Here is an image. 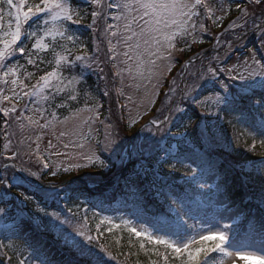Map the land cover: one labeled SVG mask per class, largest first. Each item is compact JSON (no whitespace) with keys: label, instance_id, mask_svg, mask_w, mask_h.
I'll return each instance as SVG.
<instances>
[{"label":"snow or ice","instance_id":"1","mask_svg":"<svg viewBox=\"0 0 264 264\" xmlns=\"http://www.w3.org/2000/svg\"><path fill=\"white\" fill-rule=\"evenodd\" d=\"M235 2L223 0L217 7L216 0H106L104 3L84 0L83 5L79 0H0V104L8 101L11 105L0 107L4 138L8 141L5 149L11 144L8 130L14 124L23 129L27 121L30 126L45 129L57 119L56 110L78 104L82 96L86 102L87 99L95 101L92 107L77 108V114L83 111L93 114L84 118L78 130L60 132V137L76 136L74 143L81 149L79 154L49 151L41 159L37 143L35 149L29 146V155L38 154L43 169H51L50 173L16 167L10 179L7 176L0 179V204L5 206L0 207V214L10 216L6 207L12 203L10 189H22L17 192L22 200L15 199L13 207L23 213L25 202L30 203L36 214L21 216L17 228L23 233L27 223L35 234H54L53 242L59 253V259H54L39 241L30 243L15 234L5 237L20 240L22 246L32 249L19 264H32V261L38 264H112L116 256L100 241L99 225L96 236L87 227L88 209H84L81 222L74 219L79 216V207L76 211L68 207V215H64L61 211H48L47 205L81 202L104 211L106 204L110 207L107 202L116 195L123 197L124 205L131 210L129 215L135 220L119 217L116 223L112 217L104 216L99 224L111 225L108 232H112L113 227H122L151 244L163 246L165 264H169V249L175 254L172 264H211L213 253L230 257L233 251L241 259L253 258L264 264V159L233 162L219 152L231 148L230 141L217 136L215 131L220 122L227 119L230 124L246 128L254 141L260 138V145L264 147V59L257 60L252 55L227 64L233 48L243 47L249 32L257 36L260 48L264 49V0L236 3L241 11L229 26L231 38L221 44V37H216V54L207 65L201 63L195 72L189 71L195 61L181 65L185 77L192 79L190 82L184 80V87L177 84V77L169 83L164 93L168 114L163 120L150 121L160 133V138L151 142L150 150L138 144L136 137L124 141L128 147L118 150L122 147L116 144L120 138V133L115 131L120 127L118 121L115 126L105 125L104 139L97 140L96 147L91 146L90 139V121L99 119L101 107L87 90L90 76L96 75L98 81L107 84L109 74L102 65L110 62L111 76L118 78L121 84L115 89L117 95H123L126 82H130L129 87L138 88L144 80L151 85V96L159 95L164 85L160 66L166 65L165 75L171 73L176 63L173 54L185 51L179 45L190 49L189 40L203 42L197 33L207 30L205 20L210 19L218 25ZM216 11L223 15L216 16ZM89 17L90 23L86 22ZM101 22L105 25L103 30ZM82 29L92 33L91 49L83 38L87 32ZM104 42H107L106 52L102 48ZM200 58L203 61V56ZM6 91L10 94L6 95ZM103 95H110L108 87L103 89ZM149 103L154 104L155 99H150ZM189 106L199 109L200 116H195ZM35 114L38 118H34ZM136 122L137 119H132L130 125ZM168 125L177 130L172 132ZM68 146L64 144L65 148ZM54 147L49 141V150ZM248 150L255 152V144ZM52 155H63L75 162L61 166L52 161ZM18 158V151L5 157L11 161ZM130 163L132 167L128 168ZM3 167L7 172L15 165L4 163ZM112 169L119 170V175L113 173L112 186L101 193V198L88 200L87 197L98 189L102 177ZM74 171L84 174L73 176ZM177 173L182 174L177 176ZM49 174L57 178L67 175L68 178L42 183L43 176ZM209 178L213 179L212 186L208 185ZM205 187H209L227 213L221 214L216 223L225 220L232 223L223 222L222 227L214 231L209 229L210 234H201L199 246L193 247L197 243L195 236L185 238L192 227L188 220L198 211L192 205L190 192ZM242 214L247 220V235L260 241L259 253L235 247ZM146 223L151 224V231L143 227ZM230 239L232 247H225ZM209 240L214 243L206 246ZM140 247L143 249L144 244Z\"/></svg>","mask_w":264,"mask_h":264},{"label":"rangeland","instance_id":"2","mask_svg":"<svg viewBox=\"0 0 264 264\" xmlns=\"http://www.w3.org/2000/svg\"><path fill=\"white\" fill-rule=\"evenodd\" d=\"M219 1H220L219 3L223 2V0H219ZM101 2L104 3L103 0ZM105 2H106V0H105ZM219 3H218V6H219ZM236 3L247 4V0H236V2L233 3V5H235L234 7H232L233 9L237 8ZM227 7H228V5L225 4V8H227ZM215 14H216V16L223 15L219 11H216ZM235 14L238 15L239 12H237ZM227 16H228V14L225 15L224 17H227ZM223 19L221 21H219L218 25L214 24L212 20L208 19V21L210 22L211 25H214V26H216L217 29H220L217 31V34H215V37L211 36L209 30L207 29L205 32H199L198 31V33H197L198 37L202 38L203 42L192 43L190 40L191 43H189V44L192 45L195 49H197V52H196L195 58L193 57V61H195V63L192 65V67L189 69V71H191V72L197 71L201 67V63H203L204 65H207L208 60L213 55L216 54V52L214 51V49H216V46H217L216 37H221V41H220L221 44H224V42L226 40L231 38L230 36H228V33L230 31H232V29H230V27L225 28V26H222ZM230 25H228V26H230ZM104 27H105V25L103 24V22H101V30H103ZM223 28H225V29H223ZM236 31H239V30L236 29ZM252 34H254V33L249 32V35L247 36L246 40L244 41V46L251 43V45L248 48V51H247V49L243 50L244 46L243 47H239V46L234 47L231 54H230V59L227 61L228 65L234 64L238 59H241V58L247 59V58L251 57L252 55H255L257 60H262L261 54L257 51L256 46L251 42L252 39L249 38ZM83 38L85 39V36ZM204 41H207V43L209 44V47H207L208 44L205 45ZM90 42H91V40H90ZM113 43H115V40H113ZM91 47H92V42H91ZM102 48L104 49L105 52L107 51V42H104L102 44ZM205 48H207V49H205ZM218 50H222V49H218ZM201 56H203V61H201V58H200ZM102 57H103V55H102ZM173 59H174V61H176V63H175V66L172 68L171 73H168L165 75V73L167 72L166 65H161L159 68V72L163 76L164 85H163V87H161L159 89V95H156L155 97H152L150 94L151 85L149 84V82L147 80L140 82L141 86L138 88L137 87H129L128 84L130 82H126L125 85L123 86V95L113 94L116 91L114 89L121 87V84H120V81L118 78H116L117 84H115L113 82L114 80L111 82V84L113 85V87H112L113 93H112L111 88H110L111 86H109V82H107V84H106V82L103 80L98 81V82H100L99 94L97 96H94V97L96 100L99 101L101 107L99 108V119L90 121V125H91V137H90V139H91V146L92 147H96V141L97 140L103 141L105 133L107 131L105 125L106 124H112L113 126H115L117 121H118L120 124V127L115 128V131L120 133V138L116 141V144L122 145L121 149H118V150L122 151L123 148H127L128 145L123 143V142L132 140L133 137L137 138L136 142L140 145H143V148L146 151L150 150L152 148L151 142L153 140L159 139L160 133H159V131H157L156 125L151 124L150 121L153 119L163 120L164 116L168 114L167 105L165 103V98H164V93L168 90L169 83L172 81L173 77H177V84H179L180 87H184V83L180 82V77L183 78L182 81L187 80L190 82L192 79L191 76L185 77L184 73L181 71V65L184 62H186V61H184V57H183L182 52H175L173 54ZM110 65L111 64H109V66ZM105 71L107 73L108 70L105 69ZM108 73H109V71H108ZM178 73L180 74L179 76H177ZM109 76H110V73H109ZM96 78H97V76H96ZM224 78L227 79L226 77H224ZM110 81H111V76H110ZM153 83H155V80H153ZM229 83L231 84L232 82L229 81ZM105 87H108L110 89V95L108 97H105L103 95V89ZM5 94L7 95L10 93L6 91ZM150 99H155V103L154 104L149 103ZM94 103H95L94 100H89L87 102L85 101L83 107H81V108L92 107ZM7 106H11L8 101H5V102H3V104H0V107H7ZM29 107L31 108L32 105H29ZM189 107H194V106H189ZM197 110H199V109H197ZM212 111H215V109L213 108ZM145 113H147V114H145ZM161 113H163V114H161ZM0 114L2 115V113H0ZM26 114L33 115V113H26ZM91 115H93V114L90 112H87V111H83V112H80L77 114V112L75 110V111L71 112L66 117L59 118L57 116L59 119L57 118L54 122L50 123L49 126L45 129H41L38 126H34V125L30 126L27 121H24V128L23 129H21L19 126L14 124L13 126L15 127L14 133L16 135V138H18V136H19V139H21L23 141L20 142V144L16 147H14L10 144V146L7 150L4 147V145L6 143L3 144V148L1 149L2 150L1 152L3 153L4 156L0 157V179L4 178L5 176H7L10 179L13 172L15 171V169L14 170L9 169L7 172L5 171L3 165H4V163H8V162L11 164H14L17 167H30L34 171L39 172L38 167H32L30 165V162H31L30 158L31 157L26 153L28 150V144L32 145V147H33L32 149H35L36 144L39 143L40 152L38 154L40 155L41 159H44V157L48 155L49 151H51L53 153H55L56 151H59L61 153H69L72 156L79 154L81 149L76 147V144L74 143L77 139L76 136L60 137V132H62V131L71 132V131L78 130V128L81 125L84 118L91 116ZM34 118H38V114H35ZM65 118H67V119H65ZM48 119L51 120V117H48ZM132 119H137V122L135 124L130 125V121ZM39 122L41 124H43L44 120H40ZM169 126L170 125H168L167 127H169ZM137 129H139V130L135 135V132ZM84 130L87 131V128H85ZM215 131H216L217 136H220L219 129H216ZM153 132H156L155 136L152 135ZM21 135H23V136L21 137ZM37 136L40 137L39 141L36 140ZM24 139H26V140H24ZM49 141H51L52 144L55 145V147L50 149V150L48 148ZM7 143H8V141H7ZM65 143H68V145H69L67 148L64 147ZM31 145H29V146L31 147ZM115 146L116 145H113V147H115ZM86 150L87 149H85V151ZM17 151L19 152V158L18 159H16L15 161L5 159V157L7 155H12ZM38 154H34L36 159H37ZM103 155L107 156L108 153H103ZM51 159L54 163L61 164V166L68 164V163H74L75 162V160H70V159H68V157L63 156V155H61L59 157L56 155H52ZM39 162H40V160H39ZM40 165H41L43 172L50 173L51 169H43V164L41 162H40ZM127 167L131 168L132 167L131 163ZM87 171H89V170H85V172H87ZM113 173H115L116 175H119V170L112 169V171L105 174L101 180V181H103V183L99 184V187L104 186L105 184H108L109 182H113V180H115V176L113 175ZM81 174H84V173L75 172V171L73 173H71V175H73V176H79ZM44 176H46V178L48 180H51V182H59V179L68 178L67 175H61L58 178L52 177L50 174L44 175ZM45 181H47V180H45ZM208 185L209 186L213 185V179H211V178L208 179ZM205 188L210 191L209 187H205ZM10 199L12 200V203H9L6 207L8 210L16 212V210L13 207V203H15V199L22 200V198L10 197ZM212 203H213L212 204L213 210L210 214L203 216V215H201V213L196 212L194 214V216L189 219V220L195 221V225H196V230L191 235V237L195 236L196 241H197V243L194 244L193 246H196L199 244V236L201 234H203V235H209L210 234L209 229H212L214 231L217 227H222L223 222H227L230 224L232 223L231 220H225V221L221 222L220 224H217L216 221L219 218V216L221 214L227 215V213H224L223 205L220 204L217 201V199H215ZM85 205H87V204L84 203V206H82L81 209H79V216L74 218V219H79L81 222H83V218L85 216V211H84ZM0 207H5V206L0 204ZM24 208L27 209L28 213L36 214L33 211V209H34L33 204L25 203ZM77 208L78 207H75L73 210L76 211ZM48 211H61L64 215H68V212H65L61 209H59V210L48 209ZM130 211L131 210H129V209L126 210V209L116 208L115 210L113 209L111 211L103 212L101 214L102 216H100L97 219V225L100 226L99 231L102 233L100 238H103L104 233L105 232L107 233L108 232L107 229L109 227H111V225H109L108 223L100 225L99 220L101 217H104V216L112 217L116 221V223H119V220L116 219L119 217H123L125 219L135 220L134 217L129 215ZM19 215L25 216V213H20ZM239 223H240V232L235 237V240H236L235 247L237 249H240L241 251H253V250H255L259 253L260 252V241L258 239L253 240L251 237H249L247 235V228H246L247 220L244 219L243 214L240 217ZM10 224H12V222H8L7 217H4L3 214H0V230L7 228V226ZM87 227L89 228L88 220H87ZM143 227L148 228L149 231L152 230L151 224L146 223L143 225ZM113 229H114V227H113ZM11 232L8 235L9 237H13V235L15 234L16 236H19L21 239H26L27 235L30 234L32 231H31L30 225L26 223L24 225V232L23 233H21L19 231V229L12 230ZM96 234H97V226H96L95 230H93L92 235L96 236ZM157 234H162V233H157ZM48 235L52 237V240H48L46 246L50 247V252L58 257L59 253L57 252L56 246L53 242L54 234L42 233V236H44V237H46ZM187 238H189V237H187ZM173 239H175V237H173ZM13 241H15V240H13ZM4 243L8 246H11V243L9 240H8V242L4 241ZM225 247H230V248L232 247V240L231 239L225 242ZM167 251L171 253L170 249ZM0 252L2 254V248H0ZM171 255L174 256L175 254L171 253ZM17 256H19V255H17ZM22 259H24V258H22ZM221 262H222V264H259V262L253 258L241 259L240 257H238L236 255V253L234 251L232 252V255L230 257H224L222 254L219 253V257L217 258V264H221Z\"/></svg>","mask_w":264,"mask_h":264},{"label":"trees","instance_id":"3","mask_svg":"<svg viewBox=\"0 0 264 264\" xmlns=\"http://www.w3.org/2000/svg\"><path fill=\"white\" fill-rule=\"evenodd\" d=\"M102 1V0H101ZM105 2V0H103ZM80 4H84V0H79ZM220 1L216 0V4L218 7V3ZM220 4V3H219ZM235 5H232L234 7ZM240 9L238 8H232V10L228 13L227 17H224L222 21V26L229 27L233 21L237 19V17L240 15ZM239 12L238 15L235 13ZM90 23V17L88 21ZM206 23V28L209 30L211 36L215 37V34H217V31L220 29H217L216 26L211 25L208 20H205ZM223 28V29H225ZM82 31L87 32V35H85V40L89 42V48L91 47V31L82 29ZM222 31V30H221ZM91 34V35H90ZM256 35L252 34L249 38L253 39L255 38ZM205 45L208 44L207 41H204ZM189 43L190 40H189ZM246 46V45H245ZM179 47H184L185 51L182 52L184 59H193L196 56L197 49H195L192 45H190V49L186 47L184 44H180ZM209 47V44L207 45ZM91 49V48H90ZM207 49V48H205ZM101 59L103 60V57L101 56ZM106 69V65H103ZM43 74V73H40ZM179 81V80H178ZM31 82H35L33 79ZM100 82H98L96 75H92L87 79L86 82V87L88 92L92 96H97L99 94V88H100ZM91 99H87L89 101ZM86 101L85 97H81L80 101L78 104L73 103L70 108H65V109H58L56 110V115L59 118H63L68 116L71 112L77 110V108L83 107L84 103ZM1 115V114H0ZM195 116H200L199 112H195ZM48 117H51L50 115ZM57 117V118H58ZM3 120H0V157L4 156L3 153L1 152L3 148V144L7 143V140L4 138V132H3ZM220 124H223L220 125ZM219 124V133L220 136L227 137V139L231 143V148H224L220 149L219 152L222 155H225L228 157V159L232 160L235 163H244L245 161L249 162H259L261 159H264V156L261 154L264 153V147H261L260 145V138H256L255 141L253 140L252 136L247 133V129L244 128L240 124L236 123H229L227 119H225L222 123ZM172 132H175L177 129L175 127H172L171 125L169 126ZM181 130V129H180ZM9 133H11V145L16 147L22 142L23 140L16 138L15 135V127L13 126L10 128ZM23 135H21L22 137ZM26 140V139H24ZM253 144H255V152L249 151ZM29 145L28 144V150L27 154L29 155ZM31 145V149H32ZM31 158L30 165L32 167H38L39 172L42 173V168L40 165V162L34 154L29 155ZM2 162V161H1ZM182 173H177V176H180ZM67 179V178H65ZM47 180V181H45ZM42 183L48 184V183H56V182H51V180H48L46 176H43ZM103 181H101L100 184H102ZM181 184H183V181H180ZM112 184L110 185H104L98 187V189L91 195L88 196V200H92L93 198L99 199L101 198V193L105 192L108 188H110ZM193 188H196L195 185H193ZM22 191V189L18 188H12L10 189V197H17V192ZM190 195L192 196V205L195 209H198V213H201V215H208L210 212H212V202L216 199L212 191H209L207 189H197L196 191L190 192ZM84 198H81V201H83ZM26 203V202H25ZM110 204V207L107 206L106 204V210L101 211L99 208H94L91 207L88 203L85 205V209H89L87 212V220H88V225L91 230V233H93V230L97 226V218L101 216L102 212L105 211H111L115 210L116 208L118 209H129L124 205V200L123 197L120 195H116L114 199L111 201L107 202ZM30 204V203H29ZM84 206V203L78 202L76 205H73L71 203L65 205L64 203L60 204H55V203H49L47 205V209H52V210H63L67 212L68 207H72L73 209L75 207H81ZM243 208V206H241ZM15 209V208H14ZM16 210V209H15ZM74 211V210H73ZM25 216H27L29 213L26 208H24ZM20 213L10 211V216L7 217L8 222H12V224L8 225L7 228L0 230V243H4V241H7L9 239H5V237H9L8 235L12 230L18 229L17 224H19V220L21 218ZM24 216V215H22ZM89 218V219H88ZM26 224V223H25ZM188 224L191 225L192 227L188 229L187 236L191 233L194 222L192 220H188ZM187 228V226H186ZM12 233V232H11ZM27 240H29L30 243H36L39 241L40 244L46 246L48 240H52L51 236H42L41 234H35L31 232L30 234L27 235ZM11 243V246H8L5 244L4 247H2V254L0 252V264H19V261H21L22 258H27L29 254L31 253L32 249L30 248H25L20 244V240H9ZM100 241L102 243H105L106 245L109 246L110 251L113 253V255L116 256V261H113L112 264H117V261L119 264H165L164 260V254H165V249L161 245L157 244H151L146 242V240L142 238H136L133 236V234L129 233L127 230L121 228H114L112 232H107L104 233L103 238H100ZM14 243V244H13ZM141 243L144 244V248L142 249L140 247ZM214 243L213 240L207 241L206 246H211ZM199 246V245H198ZM195 246V247H198ZM47 247V246H46ZM49 255L52 256L54 259H59V256H55L53 253L50 252V247H47ZM168 252V251H167ZM159 253V255L157 254ZM169 253V264H172V257L170 252ZM19 255V256H17ZM212 256L214 257V260L211 262V264H216V259H217V253H213ZM32 264H38V261H32Z\"/></svg>","mask_w":264,"mask_h":264}]
</instances>
